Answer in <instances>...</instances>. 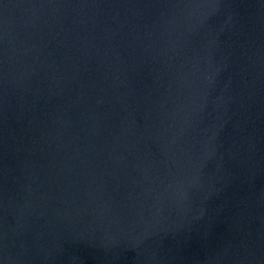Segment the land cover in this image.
<instances>
[{
    "label": "water",
    "instance_id": "obj_1",
    "mask_svg": "<svg viewBox=\"0 0 264 264\" xmlns=\"http://www.w3.org/2000/svg\"><path fill=\"white\" fill-rule=\"evenodd\" d=\"M0 264H264V0H0Z\"/></svg>",
    "mask_w": 264,
    "mask_h": 264
}]
</instances>
